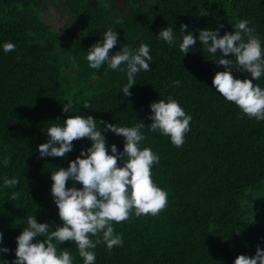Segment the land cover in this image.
<instances>
[{
  "label": "trees",
  "instance_id": "16d2710c",
  "mask_svg": "<svg viewBox=\"0 0 264 264\" xmlns=\"http://www.w3.org/2000/svg\"><path fill=\"white\" fill-rule=\"evenodd\" d=\"M237 19H248L264 42V0H0V42L16 44L14 51L0 49V159L9 158L6 167L0 165V185L5 176L19 181L0 187L3 244L15 248L31 214L53 228L62 223L49 191L50 171L67 167L90 141L74 140L64 157H40L37 145L48 138L45 127L70 115L61 110L66 97L78 113L98 121L131 126L142 119L148 126L149 103L171 96L192 116L184 144L176 147L147 128L141 142L160 156L152 177L168 192V204L156 216L132 214L114 223L123 243L111 251L98 244L95 264H233L237 254L251 256L258 244L264 248V121L243 114L214 88L212 76L223 70L213 61L219 54L213 57L196 41L183 55L156 35L164 26L179 34L182 23L194 35L204 27L219 28L222 35L233 31ZM109 26L121 44L113 51L150 46V70L137 74L131 96L120 92L124 72L106 65L93 70L84 58ZM235 67L234 77L252 79ZM255 83L264 87V76ZM104 135L106 148L114 143L122 151V136ZM58 248L82 264L74 242ZM2 255L11 264L14 252Z\"/></svg>",
  "mask_w": 264,
  "mask_h": 264
},
{
  "label": "clouds",
  "instance_id": "9594fccd",
  "mask_svg": "<svg viewBox=\"0 0 264 264\" xmlns=\"http://www.w3.org/2000/svg\"><path fill=\"white\" fill-rule=\"evenodd\" d=\"M249 24L248 19H237L235 25L232 24L233 31L221 35L219 28L204 27L197 29L198 35H194L190 30L185 31L188 25L182 23L179 34L172 26H164L156 35L166 44L178 45L183 55L194 48L196 41L213 57L219 54L213 61L222 65L223 70L215 71L212 76L214 88L243 114L264 121V87L255 83L264 76V42ZM117 44H120L118 33L109 26L101 39L84 50V58L93 70L106 65L107 69L124 72L127 82L121 85L120 92L131 96L130 88L137 83V74L150 70L149 62L153 57L147 43L142 42L134 48L120 46L118 51H113ZM0 49L5 53L14 51L16 44L0 42ZM71 63L78 71L80 65L75 57L71 58ZM233 65L240 71L246 70L252 79L234 77ZM174 84L180 86L181 81L176 80ZM64 100L67 102L62 104L61 110L70 115H66L61 123L44 128L48 138L37 145L39 156L64 157L72 150V142L79 138H87L90 144L81 148L80 154L69 160L67 167L58 166L50 171L49 191L62 223L53 228L29 215L26 226L21 227L15 237V248L11 250L3 244V232H0V264H9L2 255L9 251L14 252L11 264H73L72 254L58 248V244L66 240L75 243L82 264H95L94 249L98 244L111 251L123 243L122 234L116 232L114 223L128 220L132 214L156 216L168 204V192L152 177L153 165L159 163L160 156L151 147H141L146 138L142 129L167 136L173 145L180 147L185 142V133L191 130V114L168 96L149 103L151 123L148 126L142 119L131 126H123L78 113L71 96ZM82 105L85 108L90 106L86 101ZM106 131L123 137L122 151H118L114 143L106 148ZM118 159L123 160L119 166ZM8 164L7 156L0 159V165L6 167ZM66 181L72 184L66 187ZM18 182L15 176H5L0 187L13 188ZM76 182H80L81 187H76ZM15 196L13 192L12 198ZM233 264H264V248L258 244L251 256L237 254Z\"/></svg>",
  "mask_w": 264,
  "mask_h": 264
}]
</instances>
